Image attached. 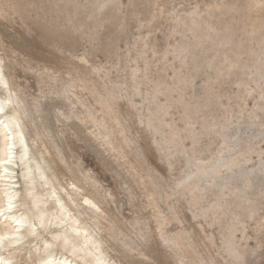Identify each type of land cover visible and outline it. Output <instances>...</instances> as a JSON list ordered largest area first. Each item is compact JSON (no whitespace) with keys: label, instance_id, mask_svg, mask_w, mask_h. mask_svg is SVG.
Wrapping results in <instances>:
<instances>
[{"label":"bare ground","instance_id":"obj_1","mask_svg":"<svg viewBox=\"0 0 264 264\" xmlns=\"http://www.w3.org/2000/svg\"><path fill=\"white\" fill-rule=\"evenodd\" d=\"M15 1L0 0V20L21 12ZM71 1L75 6L89 3ZM92 1L98 9L123 7L122 0ZM213 4V10L227 16V25L212 30L209 23L193 20L191 44L177 46L175 53L215 66L216 78L241 71L255 86L247 91L254 96L246 115L230 112V119L204 125L221 141L205 159L187 155L189 147L174 123L166 121L167 133L162 134L168 105L157 104L153 115L149 106L161 95L182 108L179 120L191 151L196 132L190 120L213 104L209 96L183 108L181 93L173 99L164 86L137 83L136 65L115 77L95 68L91 73L86 67L70 69L64 79L46 68L50 82L37 84L39 95L18 96L0 59V264H255L264 256V150L250 148L255 141L264 142V0ZM234 29L246 40H256L258 50L228 47ZM2 34L0 29V42ZM36 64L29 63L28 70ZM179 83L188 87L191 77ZM123 89L132 90L143 106L136 109L128 96L123 98ZM161 134L174 155L185 159L179 174L170 151L165 156L159 147ZM67 140L83 145L102 174H113L129 217L114 211L112 196L105 197L80 168ZM204 200L205 213L221 230L220 247L198 222ZM250 221L258 235L254 247L244 233Z\"/></svg>","mask_w":264,"mask_h":264},{"label":"rangeland","instance_id":"obj_2","mask_svg":"<svg viewBox=\"0 0 264 264\" xmlns=\"http://www.w3.org/2000/svg\"><path fill=\"white\" fill-rule=\"evenodd\" d=\"M16 1L23 8L21 12L0 20V29L3 33L0 42V59L3 60L4 73L9 76L12 89L15 93L17 91V95L19 93L18 96H22L23 93L33 97L39 95L37 84L41 83L46 87L50 82L47 69L50 70L49 73L55 72L63 79L67 77L66 72H70V69L71 72L73 69L82 71L85 67L90 73L91 69L95 68V70L100 69L101 74L108 73L115 77L122 72H132L136 69V65L140 68V72L135 76L137 83L143 80L142 83L147 87L164 86L170 91L169 94L173 99L181 93L180 105L183 108L209 96L213 104L196 111L198 119L190 120L193 122L191 128L196 132L195 144L191 151L190 141L184 139L186 137L184 122L182 124L179 120L182 108L171 104L161 95L157 97V102L149 106V114L153 115L159 103L168 105V113L163 117L165 120H162V128H164L161 130L162 134L167 133V125L174 123L177 131H181L178 132L181 139L185 140L184 147H189L185 152L196 159L211 156L221 145L219 136L208 133L204 125L214 123L216 119H230V112L234 115L240 112L246 115L252 106L254 93L248 94L247 91L255 85L251 82L252 79L241 71L233 70L234 72L216 78L215 66L196 64L189 54L183 60L182 55L175 53L177 46L191 44L193 39L188 27L193 20L204 22L203 25L209 23L207 25L212 30L227 25L229 21L226 20L227 16L213 10V2L217 0H130V3L122 0L123 7L119 10L98 9L92 4L94 3L92 0H88V4L83 2L76 6L71 0ZM238 45H246L254 51L259 48L256 40L248 41L239 30L234 29L231 42L227 46ZM242 58L246 59L247 55L243 53ZM80 59L84 60L83 64L79 62ZM31 62L37 63L34 71L27 68ZM184 76L191 77V84L183 88L179 82ZM89 77L94 81L97 80L92 74H89ZM178 84L182 88L177 87ZM177 89L181 90L178 92ZM123 90L122 97L128 96L125 99L132 100L136 109L143 106L140 98L131 95L132 90ZM230 108L232 110H229ZM133 118L138 126V119L136 116ZM162 134L158 137L159 147L164 148L163 155H170L175 173L179 174L185 168V159L174 155L173 149L164 141ZM178 140L180 141L179 137ZM67 147L68 150L74 151L80 168L95 181L104 196H112L114 211L129 217L130 208L127 199L114 181L113 174H102L95 157L88 153L83 145L77 144L74 140H67ZM250 148L255 151L264 150V142L255 141ZM189 170L193 171L194 168L191 167ZM205 200L200 206L198 222L205 233L220 247L222 233L219 225L205 213L204 210L208 206ZM241 232L236 233L237 239H240ZM244 233L249 238L247 244L254 247V238L258 235L255 233V224L252 221L244 225ZM255 264H264V256Z\"/></svg>","mask_w":264,"mask_h":264},{"label":"snow or ice","instance_id":"obj_3","mask_svg":"<svg viewBox=\"0 0 264 264\" xmlns=\"http://www.w3.org/2000/svg\"><path fill=\"white\" fill-rule=\"evenodd\" d=\"M0 111H2V109H0ZM87 202V201H86Z\"/></svg>","mask_w":264,"mask_h":264}]
</instances>
